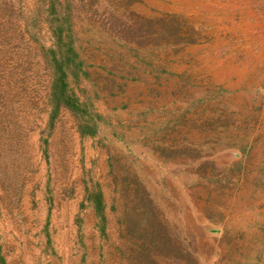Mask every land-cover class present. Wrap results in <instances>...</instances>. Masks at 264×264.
Segmentation results:
<instances>
[{
  "label": "rangeland",
  "instance_id": "1",
  "mask_svg": "<svg viewBox=\"0 0 264 264\" xmlns=\"http://www.w3.org/2000/svg\"><path fill=\"white\" fill-rule=\"evenodd\" d=\"M0 188L99 264H264V0H0Z\"/></svg>",
  "mask_w": 264,
  "mask_h": 264
},
{
  "label": "crops",
  "instance_id": "2",
  "mask_svg": "<svg viewBox=\"0 0 264 264\" xmlns=\"http://www.w3.org/2000/svg\"><path fill=\"white\" fill-rule=\"evenodd\" d=\"M4 194L0 188V264L100 263V247L93 248L89 237L99 235L98 222L90 220L91 209H84V216L78 209L86 208V201L66 200L64 205L72 206L70 213H73L65 214L56 223L48 214L41 219L37 215L39 206L48 211L46 200L14 197L9 198L11 205L8 206ZM22 206L30 207L29 213L23 215ZM77 235L85 236L82 245Z\"/></svg>",
  "mask_w": 264,
  "mask_h": 264
},
{
  "label": "trees",
  "instance_id": "3",
  "mask_svg": "<svg viewBox=\"0 0 264 264\" xmlns=\"http://www.w3.org/2000/svg\"><path fill=\"white\" fill-rule=\"evenodd\" d=\"M52 86H53V85H52ZM61 87H63V83L61 84ZM58 88H59V87H57V84L54 83V86H53V92H52V97H53L54 99H57V97H58L57 94H56V92L58 91ZM54 113H55V110L53 111L51 117L54 116Z\"/></svg>",
  "mask_w": 264,
  "mask_h": 264
}]
</instances>
